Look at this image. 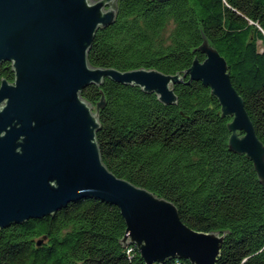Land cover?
Segmentation results:
<instances>
[{"label": "trees", "instance_id": "1", "mask_svg": "<svg viewBox=\"0 0 264 264\" xmlns=\"http://www.w3.org/2000/svg\"><path fill=\"white\" fill-rule=\"evenodd\" d=\"M115 6V22L95 35L92 65L184 75L196 58L205 59L199 48L206 38L226 59L264 143V0H116ZM14 77L11 63H0V85ZM174 88L176 104L109 78L83 90L99 115L104 163L175 203L191 228L224 233L217 264H264V183L253 161L230 149L232 117L202 81L186 78ZM126 233L117 205L81 199L0 229V264H147L136 245L123 242Z\"/></svg>", "mask_w": 264, "mask_h": 264}, {"label": "water", "instance_id": "2", "mask_svg": "<svg viewBox=\"0 0 264 264\" xmlns=\"http://www.w3.org/2000/svg\"><path fill=\"white\" fill-rule=\"evenodd\" d=\"M115 3L0 0V63L9 61L15 73L13 81L0 85V229L95 198L120 208L127 223L123 242L136 245L147 264L168 258L217 264L224 233L191 228L175 203L104 163L99 115L83 90L109 78L176 104L175 84L202 81L219 99L222 114L232 117L230 149L253 161L263 183L264 143L226 59L206 38L199 48L205 59L196 58L184 75L92 65L89 51L97 31L115 22ZM104 105L103 96L97 109Z\"/></svg>", "mask_w": 264, "mask_h": 264}, {"label": "built area", "instance_id": "3", "mask_svg": "<svg viewBox=\"0 0 264 264\" xmlns=\"http://www.w3.org/2000/svg\"><path fill=\"white\" fill-rule=\"evenodd\" d=\"M177 262H178V263H180V261H179V260H177Z\"/></svg>", "mask_w": 264, "mask_h": 264}]
</instances>
